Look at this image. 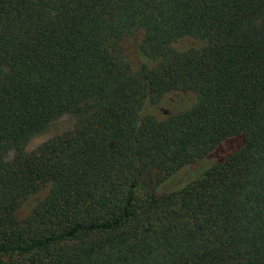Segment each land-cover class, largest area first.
Wrapping results in <instances>:
<instances>
[{"label": "trees", "instance_id": "trees-1", "mask_svg": "<svg viewBox=\"0 0 264 264\" xmlns=\"http://www.w3.org/2000/svg\"><path fill=\"white\" fill-rule=\"evenodd\" d=\"M21 261L264 264V0H0V264Z\"/></svg>", "mask_w": 264, "mask_h": 264}, {"label": "rangeland", "instance_id": "rangeland-1", "mask_svg": "<svg viewBox=\"0 0 264 264\" xmlns=\"http://www.w3.org/2000/svg\"><path fill=\"white\" fill-rule=\"evenodd\" d=\"M75 119L72 115L64 114L54 119L46 130L31 136L24 145V151L30 152L35 150L43 141L51 138L55 135H59L73 127ZM11 153H8L6 158L11 157ZM10 264H27L25 262H13Z\"/></svg>", "mask_w": 264, "mask_h": 264}]
</instances>
